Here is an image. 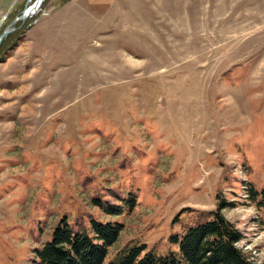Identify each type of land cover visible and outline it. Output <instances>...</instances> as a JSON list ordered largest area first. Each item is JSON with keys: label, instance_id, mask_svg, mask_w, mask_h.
<instances>
[{"label": "rangeland", "instance_id": "1", "mask_svg": "<svg viewBox=\"0 0 264 264\" xmlns=\"http://www.w3.org/2000/svg\"><path fill=\"white\" fill-rule=\"evenodd\" d=\"M36 1L0 0V264L63 216L163 255L220 202L264 264V0Z\"/></svg>", "mask_w": 264, "mask_h": 264}, {"label": "trees", "instance_id": "2", "mask_svg": "<svg viewBox=\"0 0 264 264\" xmlns=\"http://www.w3.org/2000/svg\"><path fill=\"white\" fill-rule=\"evenodd\" d=\"M247 198L263 212L264 188H247ZM220 202L210 217L174 234L170 242L176 250L159 255L145 250V245L124 249L105 263L108 248L117 241L122 224L90 220V231L74 230L63 216L53 227L50 238L36 250L41 264H254L237 244L243 234L222 213ZM109 214L121 213L119 206H109Z\"/></svg>", "mask_w": 264, "mask_h": 264}, {"label": "water", "instance_id": "3", "mask_svg": "<svg viewBox=\"0 0 264 264\" xmlns=\"http://www.w3.org/2000/svg\"><path fill=\"white\" fill-rule=\"evenodd\" d=\"M26 9L27 7L24 8V10L20 13L19 16H17L13 21H17V20H23L26 18ZM11 31V29L9 27H7L6 29H4L1 33H0V42L2 41V39L5 37V35L7 33H9Z\"/></svg>", "mask_w": 264, "mask_h": 264}, {"label": "bare ground", "instance_id": "4", "mask_svg": "<svg viewBox=\"0 0 264 264\" xmlns=\"http://www.w3.org/2000/svg\"><path fill=\"white\" fill-rule=\"evenodd\" d=\"M42 1L43 0H37L33 5L28 6L25 13L26 17L31 15V12H33L36 8H38L41 5Z\"/></svg>", "mask_w": 264, "mask_h": 264}, {"label": "built area", "instance_id": "5", "mask_svg": "<svg viewBox=\"0 0 264 264\" xmlns=\"http://www.w3.org/2000/svg\"><path fill=\"white\" fill-rule=\"evenodd\" d=\"M36 9L38 10V8H36ZM36 9H35V10H36ZM35 10H34L33 12H31V15L34 14V13L37 11V10H36V11H35Z\"/></svg>", "mask_w": 264, "mask_h": 264}]
</instances>
